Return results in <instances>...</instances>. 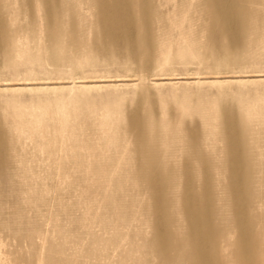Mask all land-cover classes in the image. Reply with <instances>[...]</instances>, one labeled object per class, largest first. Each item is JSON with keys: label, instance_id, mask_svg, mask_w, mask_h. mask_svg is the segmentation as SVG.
<instances>
[{"label": "bare ground", "instance_id": "1", "mask_svg": "<svg viewBox=\"0 0 264 264\" xmlns=\"http://www.w3.org/2000/svg\"><path fill=\"white\" fill-rule=\"evenodd\" d=\"M71 1L0 0V72L4 63L11 61L18 66L39 59L34 36L38 18L47 59L50 55L58 61L82 60V46L87 44L93 59L134 64L133 81L137 76L144 81L149 67L158 64V39L153 31L167 33L175 22L186 29L196 21L184 19L185 11L173 7V0H139L140 5L136 0ZM204 1L209 24L200 26L198 33L211 42L210 57L218 70L231 61L264 60V0ZM186 2L176 0L177 4ZM65 38L72 40L71 46L65 45ZM165 49V62L182 56L195 61L201 44L166 45ZM72 50L80 55H73ZM141 50H145V58L135 60ZM154 104L148 119L139 111L116 110L105 116L103 124H75L66 130L65 146L75 150L71 156L81 161L79 176L87 185L81 195L90 196L93 182H108L103 206L108 216L98 226L111 228L115 217L121 224L119 230L111 229L116 235L104 239L92 231L86 218L79 221L80 235L89 241L84 256H102L106 264H121L140 245L143 253L139 260L144 264H264V208L256 205L264 203V180L257 181L256 177L264 176V107L245 111L242 116L232 106L225 107L227 111L214 114L207 123L209 128L203 130L198 119L186 113L178 117L173 111L161 114L153 109ZM255 119L262 121L259 129H253ZM9 123L13 129L24 128L30 136L36 135L32 121ZM162 133L167 134L171 145L163 158L170 159L158 165L155 158L162 146ZM30 140L13 134L7 123L0 122V165L4 160H17L21 151L23 155H44L46 134L33 150L26 146ZM217 141L222 142L217 145ZM206 144L211 147L206 148ZM178 145L184 150H177ZM148 149H153L151 156L146 155ZM194 154L198 163L193 166ZM117 160L122 163L120 168L116 167ZM180 168L185 170L184 181ZM192 168H198L196 171L206 178L202 184H192ZM211 172L218 175L214 186ZM129 187L131 195L127 194ZM142 190L149 196L138 225L148 222L150 231L142 243L134 241L138 235L132 236L128 250L129 242L122 245L120 233L128 215L138 214ZM117 235L120 244L113 251Z\"/></svg>", "mask_w": 264, "mask_h": 264}, {"label": "rangeland", "instance_id": "2", "mask_svg": "<svg viewBox=\"0 0 264 264\" xmlns=\"http://www.w3.org/2000/svg\"><path fill=\"white\" fill-rule=\"evenodd\" d=\"M73 2L75 0L70 3ZM136 2L140 5L139 0ZM171 4L185 11L184 19L196 21L186 29L175 22L167 33L153 31L158 39V45L155 43L158 64L149 67L144 81L138 76L133 81L136 76L134 64L120 65L114 64V60L99 62L93 59L87 44L82 46V60L71 62L60 58L58 61L50 55L47 59L38 18L35 23L38 30L35 28L34 36L39 45V59L32 64L18 66L11 61L4 63L0 72V122L7 123L12 133L22 139L30 137L26 145L30 150L39 146L43 134H46V148L44 155H23L21 151L17 160H4V164L0 165V264H106L105 257L84 256L89 241L87 236L80 235L79 221L86 218L92 231L104 239L116 235L117 232L111 229L113 227L117 231L121 224L115 217L111 228L98 226L108 216L103 209L109 192L107 181L93 182L88 198L81 195V189L87 187L79 176L81 161L73 159L71 155L75 150L65 146L66 130H71L72 125L89 122L103 124L105 116L116 110L139 111L148 119L155 101L153 109L161 114L173 111L180 117L186 113L192 116L191 119L201 121L205 130L209 128L207 123L213 115L225 107L232 106L231 109L241 116L245 111H257L264 107V60L231 61L226 69L218 70L210 57L211 42L198 33L200 26L209 24L205 1L187 0L182 5L173 0ZM68 36L72 34L68 33ZM64 40L65 45H72V40ZM187 44H201V50L196 53L197 60L182 56L172 57L175 59L171 60H176L174 62H165L166 45L177 48ZM71 52L75 56L80 55L73 50ZM144 53L145 50H141L135 60L144 59ZM138 64L141 66V63ZM8 121L12 124L32 121L36 135L30 136L24 128L13 129ZM253 121V129H259L262 121ZM84 129L88 130L86 126ZM160 140L162 146L155 162L163 165L170 159L163 157L171 145L166 133H162ZM247 141H251L250 137ZM205 147L211 146L206 144ZM177 150L182 151L184 147L178 145ZM152 154L153 149H148L146 155ZM194 155L193 166L198 163V156ZM105 162L101 160V163ZM115 164L120 168L122 163L117 160ZM196 169L191 170L193 185L202 184L206 179ZM179 170L184 181L185 170ZM256 177L257 181L260 178L264 180V176ZM209 178L214 186L218 175L211 172ZM253 189L251 185L252 193ZM127 194L131 195L130 187ZM165 194L169 196V193ZM148 196L146 190L140 192L138 214H129L123 224L120 239L122 245L129 242L128 246L126 244L128 250L131 249L132 236L138 235L134 241L142 243L150 231L148 222L138 225V220L144 218ZM92 205L96 208L93 209ZM256 205L264 208V203ZM119 244L117 235L113 251ZM140 253L143 249L139 245L137 251H131L121 264H144L139 260ZM109 255L106 257L108 260Z\"/></svg>", "mask_w": 264, "mask_h": 264}]
</instances>
